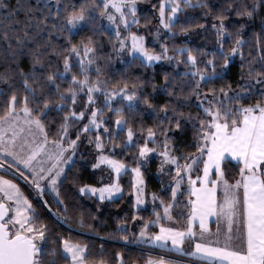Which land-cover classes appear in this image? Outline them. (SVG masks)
Returning <instances> with one entry per match:
<instances>
[{
    "label": "trees",
    "instance_id": "obj_1",
    "mask_svg": "<svg viewBox=\"0 0 264 264\" xmlns=\"http://www.w3.org/2000/svg\"><path fill=\"white\" fill-rule=\"evenodd\" d=\"M163 1L138 0L137 21L129 28L146 39L149 51L166 50L160 63L148 65L137 57L119 63L117 36L101 27L102 0H0V118L14 102L16 110L27 107L43 123L48 140L66 147L78 143L56 194L45 190L38 195L15 168L19 177L0 171L30 202L38 264H71L65 242L85 248L86 264H147L154 258L181 264L172 252L139 244L140 230L163 213L161 204L172 205L173 225L186 229L189 192L182 184L174 202L171 182L177 171L198 155L189 177L202 174L205 134L216 112V121L236 126L264 107V0L183 2L161 45H154ZM81 17L84 22L71 30L68 23ZM86 48L95 62L91 78L110 90L134 93L133 104L118 100L108 105L100 94L90 102L85 88L72 95L83 79L76 56ZM97 111L99 133L87 129ZM95 133L108 145L106 154L130 168L141 167L148 201L144 208L135 209L131 171L119 178L123 194L118 199L81 193L85 185L102 184L107 174L112 178L109 170L97 169ZM144 145L159 152L170 145L179 166L161 165L158 158L142 162ZM221 172L233 184L242 166L224 161ZM124 224L127 229H120Z\"/></svg>",
    "mask_w": 264,
    "mask_h": 264
},
{
    "label": "rangeland",
    "instance_id": "obj_2",
    "mask_svg": "<svg viewBox=\"0 0 264 264\" xmlns=\"http://www.w3.org/2000/svg\"><path fill=\"white\" fill-rule=\"evenodd\" d=\"M105 6V12L101 17V27L112 31L117 36L118 44V61L120 64L126 63L130 58L137 57L148 65H156L160 63L163 57L168 56L166 50L161 48L160 52H151L146 47V39L140 35L129 32V28L137 21V9L138 0H102ZM191 4L192 0H164L161 4V10L158 13V26L155 29V36L152 40L154 45H161L162 34L169 30V27L181 10L182 3ZM84 22L83 18H73L68 26L71 30L75 31L77 26ZM180 52L185 50H179ZM188 60L194 64V59L189 57ZM76 62L79 65L81 72L83 73V79L79 82V88L75 90L72 95L79 94L78 90L85 88L89 91V101L94 102L95 95H103L104 102L108 105H112L114 101L122 100L127 104H133L135 101V95L132 92L124 90H110L106 88L104 83L92 79L90 74L94 70V58L93 52L90 48H86L82 53L77 54ZM68 68L71 64H67ZM264 111V107L259 109ZM99 111L95 112L91 120V127H88V131H98L101 123L97 120ZM218 118V113L214 114L215 121ZM119 129L124 128L122 121L117 122ZM97 133V134H98ZM206 135V134H205ZM95 144L99 150L97 156V169L109 170L112 178H107L108 174L101 180L103 183L100 185H85L81 188L83 195L93 196L99 200H115L122 196L123 190L119 182L120 176L125 172L131 171L133 174L134 184V201L135 209L139 210L144 208L148 201L145 196V179L143 177V171L141 167L130 168L126 164L120 162L114 157L106 154L108 145H103V141L100 136L95 133ZM153 135L150 134L147 140H152ZM133 140V134L128 130V144H131ZM62 146V143L59 142ZM59 146L57 142L48 141L46 138L45 128L43 123L31 116L30 110L27 107H23L21 110L14 108V102L11 110L5 116L0 118V171H6L10 174H16L20 176L31 188L41 195L45 190L43 183H48L47 188H51L52 193L56 194L61 180L62 171H58L53 174L52 179H42L38 170V161L41 164L43 160L53 153L51 146ZM78 143H73L71 146L64 149H70L72 157H75L76 148ZM205 147V143H204ZM170 145L163 152H159L156 149H151L147 145L141 148V160L144 163L158 158L160 164L179 166V161L176 156L171 154L169 149ZM109 150H113L110 148ZM63 153V152H62ZM198 156V155H197ZM197 156L192 158V161L186 166H181L177 171L176 177L171 182L173 185V197L174 202L180 193L181 185L184 184L188 187L191 179L190 173L196 166ZM39 159V160H38ZM34 161V164H26V162ZM45 164V163H44ZM41 167V165H40ZM12 168L19 171L17 174ZM35 171H34V170ZM14 172V173H13ZM40 177L41 180L36 178ZM107 179V180H106ZM170 183V184H171ZM0 203H6L9 209V215L6 219L9 230L12 235L26 233L28 229V220L30 218V202L27 197L20 190L19 185L11 179L0 175ZM163 213L157 218L143 227L138 236L137 242L143 244L144 240L147 242L157 241L158 231H150L148 227L151 225L158 226L159 231L164 227L162 224H168L171 220L172 205H164ZM12 221V222H11ZM128 225L124 224L120 227L122 230H126ZM158 232V233H157ZM29 234V233H27ZM36 255V262L38 264L40 248ZM64 254L68 256L72 264H86L84 261L85 248L81 245H75L65 242L63 248Z\"/></svg>",
    "mask_w": 264,
    "mask_h": 264
},
{
    "label": "crops",
    "instance_id": "obj_3",
    "mask_svg": "<svg viewBox=\"0 0 264 264\" xmlns=\"http://www.w3.org/2000/svg\"><path fill=\"white\" fill-rule=\"evenodd\" d=\"M204 141L202 174L187 187L186 229L177 228L171 218L161 231L156 226L157 241L141 245L172 252L181 264H264V111L247 114L236 126L215 121ZM58 144L50 145L54 154L49 153L45 164L38 161L42 179H52L60 169L62 179L74 160L70 149ZM224 161L242 166L237 182L224 179ZM48 185L42 184L44 190L52 191ZM30 219L25 232L33 236ZM147 264L177 263L154 258Z\"/></svg>",
    "mask_w": 264,
    "mask_h": 264
},
{
    "label": "water",
    "instance_id": "obj_4",
    "mask_svg": "<svg viewBox=\"0 0 264 264\" xmlns=\"http://www.w3.org/2000/svg\"><path fill=\"white\" fill-rule=\"evenodd\" d=\"M9 209L0 203V264H35L37 243L27 233L12 235L6 219Z\"/></svg>",
    "mask_w": 264,
    "mask_h": 264
}]
</instances>
